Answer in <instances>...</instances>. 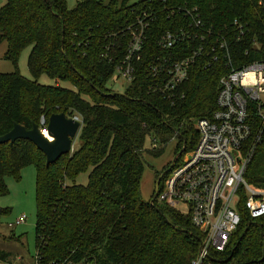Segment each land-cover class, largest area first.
Returning a JSON list of instances; mask_svg holds the SVG:
<instances>
[{
    "label": "trees",
    "instance_id": "obj_1",
    "mask_svg": "<svg viewBox=\"0 0 264 264\" xmlns=\"http://www.w3.org/2000/svg\"><path fill=\"white\" fill-rule=\"evenodd\" d=\"M130 27L145 35L142 61L125 91L111 92L106 84L124 57ZM167 31L180 41L170 49L158 45ZM2 41L4 58L13 65L20 51L31 47L32 78L17 70L0 73V136L14 123L29 129L40 116L47 120L54 113L81 120L78 148L49 165L28 140L0 144V196L8 193L5 176L19 177L27 165L36 168L38 262L191 264L200 232L187 216L142 198L143 154L160 156L172 135L193 145L194 123L216 108L217 82L228 71L222 42L231 67L264 59V0H78L73 8L66 0H5ZM196 46L202 52L185 83L171 95L158 91L160 78L152 76L149 64L162 56L173 61ZM41 74L74 89L39 84ZM251 119L240 151L246 155L253 148L243 177L260 189L264 124L256 115ZM87 170V183L76 184V176ZM244 201L240 193V223L227 246L211 250L202 264H264V219L251 218ZM8 255L1 251L0 260Z\"/></svg>",
    "mask_w": 264,
    "mask_h": 264
},
{
    "label": "built area",
    "instance_id": "obj_2",
    "mask_svg": "<svg viewBox=\"0 0 264 264\" xmlns=\"http://www.w3.org/2000/svg\"><path fill=\"white\" fill-rule=\"evenodd\" d=\"M199 24L197 20L195 25ZM129 34L124 57L113 72L128 85L135 79L137 65L142 61L145 38L142 29L130 27ZM180 36L181 41L187 38L183 32ZM179 42L173 33L167 31L158 45L170 49ZM251 46L259 49L257 41H252ZM221 47L228 71L217 82L216 108L208 116L195 121L193 145L187 147L185 140L182 142L183 156L180 158L181 153L172 166L165 168L166 172L162 171L157 193L151 201L159 200L187 216L200 232L198 253L191 264H202L211 250L222 251L227 246L240 223V193L245 195L244 207L249 216L264 219V187L258 189L243 177L253 148L246 155L240 152L251 134V114L258 117L261 125L264 124V59L234 68L231 67L228 45L222 42ZM201 52L202 48L196 46L187 55L173 61L162 56L150 63L152 76L160 78L157 90L162 94H174L185 83L191 65ZM72 117L81 123L78 116ZM46 123L45 117L40 116V130L46 132ZM24 220L25 215H20L9 225ZM33 264H40L36 254ZM58 264L79 263L65 261Z\"/></svg>",
    "mask_w": 264,
    "mask_h": 264
},
{
    "label": "rangeland",
    "instance_id": "obj_3",
    "mask_svg": "<svg viewBox=\"0 0 264 264\" xmlns=\"http://www.w3.org/2000/svg\"><path fill=\"white\" fill-rule=\"evenodd\" d=\"M78 0H66L68 8H73ZM107 0H105L106 2ZM139 0H129L136 2ZM5 0H0V7ZM30 46L23 48L17 58L16 65L4 58L7 50V43L0 42V73L12 72L17 70L22 76L31 79L32 75L27 65V59L30 52ZM37 82L42 85H60L69 89H74L67 81H59L49 78L46 74H41L37 77ZM128 86L127 82L122 78H117L116 75L108 80L106 87L115 93H123ZM28 97H25V101ZM39 125V123H38ZM78 135V134H77ZM189 147V141L187 142ZM149 141H146V147L149 146ZM79 140L77 136L72 141V149H77ZM153 147V146H152ZM156 149L161 145L155 141ZM183 143L179 141L177 136L172 135L166 142L163 152L160 156L154 157L150 154H143V172L140 179L139 189L142 198L145 201L152 199L155 181L162 170H165L182 149ZM183 156H180V158ZM89 170L79 173L75 178L76 184L85 185ZM8 193L0 196V208L3 210L0 213V252H6L9 255L5 260H0V264H33L35 255V216H36V168L33 165H27L21 168L19 177L7 175L4 178ZM157 203L161 204L159 200ZM25 215L24 222L20 224L9 225L20 216Z\"/></svg>",
    "mask_w": 264,
    "mask_h": 264
},
{
    "label": "water",
    "instance_id": "obj_4",
    "mask_svg": "<svg viewBox=\"0 0 264 264\" xmlns=\"http://www.w3.org/2000/svg\"><path fill=\"white\" fill-rule=\"evenodd\" d=\"M80 125L81 123L73 117H67L64 113H54L47 119L45 129L47 137L44 135V131L40 130L37 123H33L29 129L24 125L14 123L13 127L7 133L0 136V144H12L17 139L28 140L44 154L45 164L49 165L57 161L61 156L71 152L72 141L77 136ZM182 150L173 158L171 166L175 159L182 153ZM161 176L162 174L160 173L155 181V195Z\"/></svg>",
    "mask_w": 264,
    "mask_h": 264
},
{
    "label": "bare ground",
    "instance_id": "obj_5",
    "mask_svg": "<svg viewBox=\"0 0 264 264\" xmlns=\"http://www.w3.org/2000/svg\"><path fill=\"white\" fill-rule=\"evenodd\" d=\"M44 135L47 137V134H46V132H44ZM50 140H52L50 137H48Z\"/></svg>",
    "mask_w": 264,
    "mask_h": 264
},
{
    "label": "flooded vegetation",
    "instance_id": "obj_6",
    "mask_svg": "<svg viewBox=\"0 0 264 264\" xmlns=\"http://www.w3.org/2000/svg\"><path fill=\"white\" fill-rule=\"evenodd\" d=\"M162 171H164V170H162ZM162 173V172H161Z\"/></svg>",
    "mask_w": 264,
    "mask_h": 264
}]
</instances>
